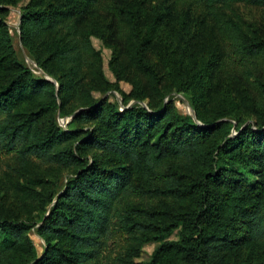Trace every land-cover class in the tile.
I'll return each instance as SVG.
<instances>
[{"label": "trees", "instance_id": "16d2710c", "mask_svg": "<svg viewBox=\"0 0 264 264\" xmlns=\"http://www.w3.org/2000/svg\"><path fill=\"white\" fill-rule=\"evenodd\" d=\"M19 1L0 0V264H102L112 237L114 264H264V0H27L20 40L54 81L15 54Z\"/></svg>", "mask_w": 264, "mask_h": 264}, {"label": "rangeland", "instance_id": "374dc122", "mask_svg": "<svg viewBox=\"0 0 264 264\" xmlns=\"http://www.w3.org/2000/svg\"><path fill=\"white\" fill-rule=\"evenodd\" d=\"M27 0H21L15 5L8 6L9 12L7 16L5 17V22L8 25L9 33L12 41V45L15 51V54L18 58V60L25 64L27 67L30 68L33 76L35 78H44L46 80L54 81L51 77H49L46 73H44L34 62V60L28 55L26 49L23 47L21 40H20V7L26 4ZM259 11L257 9L252 10L251 16H257ZM91 43L95 47V49L100 51L101 57H102V69L103 73L106 77V79L110 83H115L116 79L114 75L112 74L110 68H109V59L112 54V49L106 45L97 37L92 36L91 37ZM120 92L127 94L130 90V84L125 81H119L118 83ZM118 90H109L104 93L94 91L93 96L96 100H100L102 98H107L108 102L112 104L116 109H123L124 107H129L135 104H139L145 108H147L146 101H136V100H129L126 104L123 103V96ZM168 98L173 102L175 105L178 113L182 114L183 116L191 115L193 117V108L191 107L187 97L180 93L173 91L168 96L164 98V102L168 101ZM83 108L77 109L81 110ZM75 112L73 114H75ZM71 115H61L59 112H56L55 119L58 125L61 128L68 129L73 128L75 124L71 122L72 116ZM195 118V113L194 117ZM236 132L234 129L231 130V135H234ZM66 174L63 175V180L66 178ZM179 235V229L172 232L170 235L166 237V240H174L177 239ZM29 236L36 247V250L38 254L41 253L43 248V242L42 240L37 236L36 232L32 229L29 232ZM107 248L103 251L102 255V264H114V257L118 254L119 251L122 249V240L120 238L112 237L108 241ZM159 244L157 241H150L148 243H145L142 246L141 253L138 257L135 258L136 261H149L151 254L155 247Z\"/></svg>", "mask_w": 264, "mask_h": 264}, {"label": "water", "instance_id": "95a60500", "mask_svg": "<svg viewBox=\"0 0 264 264\" xmlns=\"http://www.w3.org/2000/svg\"><path fill=\"white\" fill-rule=\"evenodd\" d=\"M74 115V114H73ZM73 117V116H72ZM193 117H194V112H193Z\"/></svg>", "mask_w": 264, "mask_h": 264}]
</instances>
